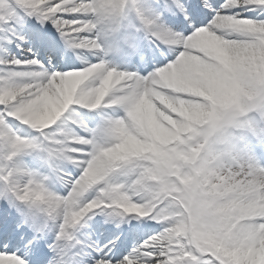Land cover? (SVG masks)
I'll return each instance as SVG.
<instances>
[{"label": "snow or ice", "instance_id": "obj_1", "mask_svg": "<svg viewBox=\"0 0 264 264\" xmlns=\"http://www.w3.org/2000/svg\"><path fill=\"white\" fill-rule=\"evenodd\" d=\"M0 33L25 51L0 57V264H264V60L220 54L257 52L264 0H0ZM236 184L240 224L197 210Z\"/></svg>", "mask_w": 264, "mask_h": 264}, {"label": "clouds", "instance_id": "obj_2", "mask_svg": "<svg viewBox=\"0 0 264 264\" xmlns=\"http://www.w3.org/2000/svg\"><path fill=\"white\" fill-rule=\"evenodd\" d=\"M220 54L226 58L230 57L239 65H252L254 59L264 60V41H261L256 53L248 48L240 47L229 52L221 51ZM183 113L185 109L180 108ZM258 186H264V177L255 181ZM200 203L197 210L203 212L205 219L210 221L234 220L237 224L251 212L250 191L247 186L240 184L230 187L217 186L211 193H200ZM242 229L248 225L242 224Z\"/></svg>", "mask_w": 264, "mask_h": 264}, {"label": "bare ground", "instance_id": "obj_3", "mask_svg": "<svg viewBox=\"0 0 264 264\" xmlns=\"http://www.w3.org/2000/svg\"><path fill=\"white\" fill-rule=\"evenodd\" d=\"M30 23H36L35 20H31ZM48 27H50V25H48ZM2 34V33H1ZM3 37L7 38V43H2L3 46H1L0 48V57H4V56H8V57H12V56H15L16 58H22L24 57L25 55V51H22L21 49H17L15 47L14 44H9L8 43V39L9 37L8 36H5L2 34ZM1 42V41H0ZM25 48L27 47V45L24 46ZM110 59V58H109ZM112 61L113 64H115V60L114 59H110ZM77 64L80 63V61H76ZM118 67H123L122 64L118 65ZM76 108V111L73 112L71 115H69L68 113L65 114V117L64 118H67L69 124H73V122H75L76 125L79 124V121L81 119H87L88 117H95V119H92V120H89V126L91 125V127H96L97 124L100 123V117H99V113L101 111V109H97V110H87V109H84L82 106H74ZM79 107V108H78ZM78 108V109H77ZM112 108H116L117 111H120L122 112V110H120L118 108V106H110V107H105L103 110L104 111H111ZM62 118V119H64ZM67 131H72L73 128H68L66 129ZM75 130H79L78 127L75 128ZM32 160V157H30L29 161ZM27 161V160H26ZM262 163H264V160L261 161ZM74 171H77V170H74ZM113 179L116 180L117 182H123L126 178L121 175L119 173V171L117 172V174H115L113 176ZM61 191H63V188L60 189ZM96 220H101L102 217L101 216H97L95 217ZM153 221H145L146 224H151ZM91 223V222H90ZM155 223H159V222H155ZM147 230H145L146 232ZM142 237V236H141ZM135 243V241L133 242ZM129 247H131V244H129Z\"/></svg>", "mask_w": 264, "mask_h": 264}, {"label": "rangeland", "instance_id": "obj_4", "mask_svg": "<svg viewBox=\"0 0 264 264\" xmlns=\"http://www.w3.org/2000/svg\"><path fill=\"white\" fill-rule=\"evenodd\" d=\"M6 39H7V38L3 37L2 34L0 33V41H1V42H0V48H1V46H3L2 43H7V40H6ZM78 108H79V107H78ZM78 108H77V109H78ZM27 156H28V155H25V156L23 157V159H26ZM148 234H149V233H147L146 235H148Z\"/></svg>", "mask_w": 264, "mask_h": 264}]
</instances>
